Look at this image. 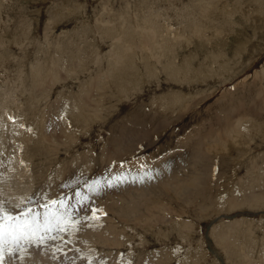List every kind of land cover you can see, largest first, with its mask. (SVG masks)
Instances as JSON below:
<instances>
[{
  "label": "rangeland",
  "instance_id": "obj_1",
  "mask_svg": "<svg viewBox=\"0 0 264 264\" xmlns=\"http://www.w3.org/2000/svg\"><path fill=\"white\" fill-rule=\"evenodd\" d=\"M263 72L264 0H0V195L39 213L2 264H264Z\"/></svg>",
  "mask_w": 264,
  "mask_h": 264
},
{
  "label": "bare ground",
  "instance_id": "obj_2",
  "mask_svg": "<svg viewBox=\"0 0 264 264\" xmlns=\"http://www.w3.org/2000/svg\"><path fill=\"white\" fill-rule=\"evenodd\" d=\"M217 5V4H216ZM227 6V5H226ZM190 19V18H189ZM194 21V20H193ZM157 23V22H156ZM192 23V22H191ZM193 24V23H192ZM152 25V24H151ZM196 25V24H195ZM194 25V26H195ZM204 25V24H203ZM155 26H157V24L155 25ZM189 26V25H188ZM188 26H186V30L188 31L189 29H191V28H187ZM199 27L201 26V25H198ZM158 27V26H157ZM196 27H197V25H196ZM205 27V26H204ZM204 27H203V29H204ZM194 28V27H193ZM193 28H192V31L191 32H193ZM196 29V28H195ZM198 29V28H197ZM184 31V30H183ZM197 31V30H196ZM199 31V30H198ZM188 33H189V31H188ZM190 35H191V33H189ZM194 34H192V36H193ZM195 35H197V34H195ZM188 36V35H187ZM190 37V36H189ZM189 37H185V38H187V39H190ZM128 39H131V36H129L128 35ZM170 39H168V40H165V39H162V44H158V49L160 48V49H162L161 47H164L167 43H168V41H169ZM157 42H159V37H157V40H155V41H153V43H157ZM124 43L125 42H122V43H120V40H117V49H118V47H119V45L120 46H122L123 47V45H124ZM177 43V42H176ZM176 43H173V40H172V42L168 45V47L166 48V49H164V53H166L167 55H170V54H172V51H173V49L175 50V47H177V44ZM120 49H121V47H119ZM134 47H133V44H130V45H128V46H126L125 47V49H121V53L116 57V60L115 61H113V62H111V65L112 66H116V64L118 65V63H120L121 62V64H122V58H123V56H122V54L124 53V51H125V54H127L128 52H129V50H132ZM153 48H155L154 46H153ZM156 49V48H155ZM163 50V49H162ZM65 51V50H64ZM159 51V50H158ZM160 52V51H159ZM175 53V52H174ZM162 54V55H161ZM152 55V54H151ZM167 55H165V54H163L162 52H160V53H158V56H159V58H163L162 56H165V57H167ZM122 56V57H121ZM131 56V55H130ZM137 58V57H136ZM138 59V58H137ZM168 60V64H172L173 63V57L172 58H169V59H167ZM175 61V60H174ZM124 62V61H123ZM139 62H140V60H139ZM162 61L160 60H158V63H161ZM135 64V55H133V56H131V57H125V62L123 63V65H126V64H128V65H131V64ZM132 64V65H133ZM163 64V63H162ZM162 64H161V66H162ZM173 65V64H172ZM108 67H109V65H108ZM135 67V66H134ZM165 67V66H164ZM130 67H128V69H129ZM42 69V68H41ZM103 69V68H102ZM109 69V68H108ZM112 69V68H111ZM118 69V68H117ZM123 69V68H121V69H119L118 70V74H119V71H124L125 73H128V71L130 72L131 70L129 69ZM144 69V68H143ZM164 69V68H163ZM134 71V70H133ZM19 72V71H18ZM116 72V71H115ZM168 72V71H167ZM264 73V72H263ZM155 74V73H154ZM169 74V73H168ZM262 74V73H261ZM117 75V74H116ZM127 75V74H126ZM129 75V74H128ZM178 75V74H177ZM258 75V74H257ZM261 76V75H260ZM117 77V76H116ZM115 77V78H116ZM165 77V76H164ZM31 79H33L32 81H31ZM30 79V82H33L32 84H34V83H36L34 80H36V78L34 77V76H32V78ZM123 79V78H122ZM126 80H127V78H126ZM124 81V80H123ZM121 83V82H120ZM120 86V85H119ZM122 86H123V84H122ZM227 93V92H226ZM12 94V93H11ZM238 95V94H237ZM2 101V100H1ZM0 101V106L2 105V102ZM241 102V101H240ZM255 103V102H254ZM257 103V102H256ZM66 104V103H65ZM237 104V112H240V114H242V113H245V114H248V116L249 115H253V112L251 111V110H248L247 109V105H246V103H244V101L242 102V103H239L238 104V102L236 103ZM253 104V103H252ZM259 104H260V102H259ZM67 105V104H66ZM254 105H256V106H258L257 104H254ZM253 105V107L255 108V106ZM261 105V104H260ZM252 107V108H253ZM250 108V107H249ZM251 108V109H252ZM228 111V110H227ZM234 111V110H233ZM236 113V112H235ZM228 114H229V111H228ZM233 114V113H232ZM255 114V113H254ZM231 115V114H230ZM238 115V114H237ZM257 115H259V113L258 114H256V116ZM234 116H235V114L234 115H232V118H229V117H227V118H225V119H222V120H224V123H221L220 121H218L217 122V125L218 124H221L222 126H225L226 127V129H225V127H222L223 128V131L225 130V132H224V134H226V136H223V134H221V139L220 138H218L217 140V144H216V146H215V144H213V142L211 143V145L213 144L214 145V147L213 148H215V147H217V146H222V144L220 143V142H223V141H225L226 143H228L226 140H225V138L229 135V134H227V133H229L230 131L232 132V134L231 135H229V137H232V136H234V135H240V132L242 133V136H245L246 137V135H247V131H251L250 130V128H251V126H249V127H247V124L245 123V126H244V129H242L241 128V130H237L236 128H235V126H233L234 125V121H233V119H234ZM244 116H247V115H244ZM238 117V116H237ZM250 117V116H249ZM236 118V117H235ZM251 118V117H250ZM254 119H255V117H253ZM258 119V118H257ZM257 119H255V120H257ZM221 120V119H220ZM254 120V121H255ZM260 120V119H259ZM259 120H257V121H259ZM216 122V121H215ZM215 122H214V124H215ZM243 122H245V120L244 121H239V123L241 124V125H243ZM155 126V125H154ZM211 126H213V125H211ZM254 125H252V127H253ZM208 127V126H207ZM158 128H159V126H158ZM232 128V129H231ZM253 128H255V127H253ZM2 129V128H1ZM200 129H202V128H200ZM207 129V128H206ZM257 129V131H258V127L256 128ZM3 130V129H2ZM198 130V128L196 129V131ZM260 130H261V127H260ZM196 131H194V132H196ZM201 131V130H200ZM204 132V131H203ZM257 133V132H256ZM260 133H261V131H260ZM260 133H257V135L258 134H260ZM216 133H215V130H214V128L212 127V128H210V129H207V131L205 132V134H203V133H199V135L198 136H202L203 137V143L202 144H204V141H205V137H208L209 136V139H210V136H213V135H215ZM254 135V134H253ZM252 134H250V135H248V136H250V137H248V138H251L252 136H253ZM197 136V137H198ZM223 136V137H222ZM259 136V135H258ZM199 138V137H198ZM228 138V137H227ZM239 138H241V135L239 136ZM200 139V138H199ZM207 140V139H206ZM211 140V139H210ZM214 142H215V140H216V138H215V140L214 139H212ZM211 140V141H212ZM247 140V139H246ZM247 141H249V140H247ZM132 142V141H131ZM209 142V141H208ZM208 142H206L208 145H209V143ZM224 142V144H226ZM0 145H1V147L2 146H4L5 144H4V142H3V144H1V141H0ZM129 145V144H128ZM186 145H188L187 143H186ZM185 145V146H186ZM205 145V144H204ZM203 145V146H204ZM208 145H206L207 147H208ZM229 145V144H228ZM188 147V146H187ZM191 147V146H190ZM190 147H188L189 149H190ZM205 147V146H204ZM204 147H201V145H197L196 147L194 146L193 148L194 149H192V152H190L194 157L192 158L193 159V161H195V160H197L196 162H198V161H200L202 158H203V156L205 155V151L206 150H204ZM209 147H210V145H209ZM182 148H184V145H183V147ZM188 148L186 149V150H188ZM185 150V151H186ZM247 150V149H246ZM247 152V151H246ZM181 153V152H180ZM188 153H189V151H188ZM122 154V153H121ZM182 154V153H181ZM124 155V154H123ZM127 155V154H126ZM180 155V154H179ZM185 155V154H184ZM122 156V155H121ZM128 156V155H127ZM181 156H183V155H181ZM188 156H190V155H188ZM187 156V157H188ZM185 157V156H184ZM242 157V156H241ZM244 157V156H243ZM182 159V157H179V159ZM216 158V157H215ZM121 159H123V157H121ZM176 159H178V158H176ZM189 159V158H188ZM253 159V158H252ZM184 160V159H183ZM187 160V159H186ZM186 160L184 161V162H186ZM177 161H179V160H177ZM182 160H180V162H181ZM219 161V160H218ZM183 162V163H184ZM188 162H189V160H188ZM182 163V162H181ZM180 163V164H181ZM190 163L191 164H193L192 163V160L190 161ZM179 164V163H178ZM196 164V163H195ZM25 166V165H24ZM191 167H192V169H193V165H191ZM190 167V168H191ZM219 169V168H218ZM221 169V168H220ZM152 170H153V172L151 173V172H149L148 174H143V175H141L140 176V174H136V175H134V177H132V180L135 178V179H137L138 178V176H140V177H143L144 179H151V178H153L152 176H154V177H156V176H158L157 174H158V172H159V169L156 167V168H152ZM151 170V171H152ZM250 173H252V172H250ZM191 176V175H190ZM253 176V173L251 174V177ZM190 178V177H189ZM170 177H168L167 179H162L161 180V182L159 183V184H161L162 185V187L164 186V185H167V184H169V181H170ZM9 181H12V183H13V185H14V187H15V189H16V191H17V183H16V181L14 180V177H10L9 179H8V181L7 182H9ZM152 181V180H151ZM0 183H4V181L3 180H1L0 179ZM24 183H27L26 181L24 182ZM217 184V183H216ZM159 186V185H158ZM165 187V189H166V186H164ZM168 187V186H167ZM235 188V187H234ZM164 189V188H163ZM241 189V188H240ZM166 191V190H165ZM164 191V192H165ZM235 191H237L236 190V188H235ZM0 194H1V190H0ZM230 194V193H229ZM238 194V193H237ZM8 195V194H7ZM238 196V195H237ZM8 197L10 198V199H7V198H5V199H1L2 198V196L0 195V202H3V204H5V205H8V204H10L13 200H12V198L8 195ZM227 197V196H226ZM155 198V197H154ZM160 198H162V197H160ZM195 198V197H194ZM236 199H237V197H236ZM156 200H158V199H156ZM155 200V201H156ZM162 200V199H161ZM216 200V199H215ZM238 200H239V197H238ZM221 201V200H220ZM225 201V200H224ZM227 201H229V199L227 200ZM159 202V201H158ZM163 202V201H162ZM218 202V201H217ZM256 203L257 202H259V200H257V201H255ZM220 203V202H219ZM239 203L241 204V201L240 202H238V205H239ZM222 204H223V202H222ZM225 204V203H224ZM246 204V203H245ZM248 204V203H247ZM252 204H253V202H252ZM251 204V205H252ZM257 204H259V203H257ZM161 205L163 206V205H165V204H162L161 203ZM161 205H159V206H161ZM249 205H250V203H249ZM255 205V204H254ZM260 205V204H259ZM166 206V205H165ZM164 206V207H165ZM213 206H214V204H213ZM231 206H233V202H231ZM230 206V207H231ZM149 207H151L153 210H158L157 208V205H155L154 204V202H151V205L149 206ZM164 207H163V209H164ZM219 207V206H218ZM239 207V206H238ZM165 208H169V207H165ZM213 208V207H212ZM221 208V207H220ZM236 208V207H235ZM160 209V208H159ZM215 209H217V208H215ZM214 209V210H215ZM222 209H223V207H222ZM161 210H162V207H161ZM169 210V209H168ZM167 210V211H168ZM171 210V209H170ZM204 210V209H203ZM203 210H201V211H203ZM164 211H165V209H164ZM200 211V210H199ZM220 211V210H219ZM222 211V210H221ZM224 211V210H223ZM225 211H226V209H225ZM159 212V211H158ZM170 212V211H169ZM161 213H163V211L161 212ZM171 213H176V212H171ZM178 213V212H177ZM207 213H209V212H207ZM159 214V213H158ZM161 215V214H160ZM158 216V215H157ZM244 216V215H243ZM159 217V216H158ZM162 217V216H161ZM223 217V216H222ZM240 217V216H239ZM242 217V216H241ZM160 218V217H159ZM228 218V217H227ZM221 219V218H220ZM161 220H163V219H161ZM165 220V219H164ZM163 220V221H164ZM247 220V219H246ZM249 220V219H248ZM172 221V220H171ZM232 221V220H231ZM231 221H228V222H231ZM241 221H243V220H241ZM252 221V220H251ZM213 222V221H212ZM236 222V221H235ZM254 222V221H253ZM182 223V222H181ZM232 223H234V222H232ZM246 223H249L250 224V222H246ZM240 224H242L241 222H240ZM245 224V223H244ZM244 225V226H246V228H245V232H247V233H249V228H250V225ZM256 224V223H255ZM144 225V224H143ZM172 225V224H171ZM235 225V224H234ZM173 226V225H172ZM228 226V225H227ZM243 226V227H244ZM252 226V225H251ZM252 227H254V226H252ZM251 227V228H252ZM174 228H176V227H174ZM179 228V227H178ZM181 228H184V229H186V227H181ZM101 229V231H100V233L98 232L99 230ZM100 229H92V240L93 241H99V242H103L104 240H105V235H103V234H108L110 231H108V232H106V230H105V228H104V226L103 227H101ZM102 230H104V231H102ZM171 230V229H170ZM177 230V229H176ZM181 230V229H180ZM179 230V231H180ZM244 230V229H243ZM243 230H241V232H240V234L242 233V231ZM76 231V230H75ZM75 231L73 232V236H72V238L71 239H73L74 237H75ZM112 231V230H111ZM233 231V230H232ZM234 232V231H233ZM103 233V234H102ZM178 233V232H177ZM181 233H184V232H181ZM232 233V232H231ZM230 233V234H231ZM169 234V233H168ZM185 234V233H184ZM236 235V234H235ZM234 235V236H235ZM249 235V234H248ZM99 236V237H98ZM232 236V235H231ZM230 236V237H231ZM240 236H242V235H240ZM100 237H103V239H101ZM247 237V239H246V241L247 240H250V239H248V236H246ZM232 238V237H231ZM230 238V239H231ZM234 238V237H233ZM251 239H253V238H251ZM145 240V239H144ZM182 240V239H181ZM225 240V239H224ZM231 240H233V239H231ZM252 243V242H251ZM254 243V242H253ZM185 245V244H184ZM252 245V244H251ZM208 246V245H207ZM190 247H191V245H190ZM256 248V247H255ZM180 250V249H179ZM182 250V249H181ZM249 251V250H248ZM23 253L21 254V260H23L24 259V256H25V251H22ZM235 253H237V251L235 250L234 251ZM261 252H262V250H261ZM233 254V256H235L236 254ZM239 253V252H238ZM157 255V254H156ZM155 254L153 255V256H156ZM162 255V254H161ZM163 255H165V254H163ZM231 256H232V254H230ZM263 255V254H262ZM158 256V255H157ZM156 256V257H157ZM160 256V255H159ZM158 256V257H159ZM203 256H205V255H203ZM232 256V257H233ZM237 256H238V254H237ZM240 256V255H239ZM161 257V256H160ZM163 257V256H162ZM164 258V257H163ZM227 258H229L228 256H227ZM231 258V257H230ZM239 258V257H238ZM261 258H262V256H261ZM150 259V258H149ZM219 259V258H218ZM232 259H234V258H232ZM162 258H161V262H162ZM183 260V259H182ZM186 260V259H185ZM101 261V260H100ZM104 261V260H103ZM148 261H151V263H153L152 262V260L150 259V260H148ZM164 261V260H163ZM224 261V260H223ZM234 261V260H233ZM263 262V261H262ZM150 263V264H151ZM183 263V262H182ZM214 263V262H213ZM222 263V262H221ZM228 263V262H227ZM231 263V262H230ZM19 264H22V263H19ZM225 264V263H224ZM263 264V263H262Z\"/></svg>",
  "mask_w": 264,
  "mask_h": 264
},
{
  "label": "snow or ice",
  "instance_id": "obj_3",
  "mask_svg": "<svg viewBox=\"0 0 264 264\" xmlns=\"http://www.w3.org/2000/svg\"><path fill=\"white\" fill-rule=\"evenodd\" d=\"M52 203L55 204L56 201ZM38 216L39 213H32L31 210H22L19 214H13L4 207L3 202H0V264L3 261L2 251L5 244L11 243L18 246L22 239L35 235L39 227L37 224ZM52 230L54 229L45 227L46 232ZM39 240L43 242L44 236H40Z\"/></svg>",
  "mask_w": 264,
  "mask_h": 264
},
{
  "label": "water",
  "instance_id": "obj_4",
  "mask_svg": "<svg viewBox=\"0 0 264 264\" xmlns=\"http://www.w3.org/2000/svg\"><path fill=\"white\" fill-rule=\"evenodd\" d=\"M211 226H212L211 224H209V225H208V232H209V230H210ZM208 232H207V233H208Z\"/></svg>",
  "mask_w": 264,
  "mask_h": 264
}]
</instances>
